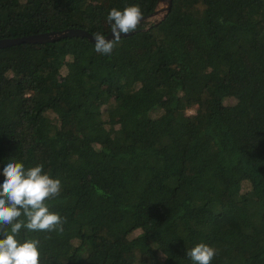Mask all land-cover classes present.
Wrapping results in <instances>:
<instances>
[{
  "label": "trees",
  "instance_id": "obj_1",
  "mask_svg": "<svg viewBox=\"0 0 264 264\" xmlns=\"http://www.w3.org/2000/svg\"><path fill=\"white\" fill-rule=\"evenodd\" d=\"M158 1L0 0V39L106 36L112 8ZM171 1L108 55L81 36L0 48V171L62 185L64 231L18 237L40 264H193L201 242L211 264H264V0Z\"/></svg>",
  "mask_w": 264,
  "mask_h": 264
},
{
  "label": "clouds",
  "instance_id": "obj_2",
  "mask_svg": "<svg viewBox=\"0 0 264 264\" xmlns=\"http://www.w3.org/2000/svg\"><path fill=\"white\" fill-rule=\"evenodd\" d=\"M142 18L143 12L138 5L123 10L112 8L107 23L113 39L94 33V51L100 55L111 54L121 34L135 31ZM0 175L4 177L0 183V264H40V241L18 237L22 231H64L66 218L50 211L49 204L60 195L61 181L44 172L43 165L25 168L23 162L15 159L6 163ZM215 255L217 250L203 242L186 249V257L193 264H211Z\"/></svg>",
  "mask_w": 264,
  "mask_h": 264
},
{
  "label": "water",
  "instance_id": "obj_3",
  "mask_svg": "<svg viewBox=\"0 0 264 264\" xmlns=\"http://www.w3.org/2000/svg\"><path fill=\"white\" fill-rule=\"evenodd\" d=\"M171 4V0H159L158 8L155 10V12L150 16L143 17L141 21H153L155 23L160 22L169 13ZM122 35L126 34H121V36ZM71 36L87 37L92 42H95L93 35L89 31L80 28H67L60 31H50L29 36L0 39V48L14 46L22 43H46ZM105 37L108 40H112L113 36L111 34V31Z\"/></svg>",
  "mask_w": 264,
  "mask_h": 264
}]
</instances>
